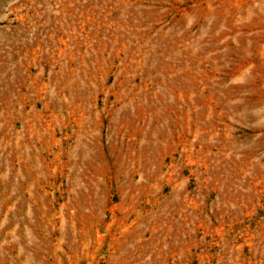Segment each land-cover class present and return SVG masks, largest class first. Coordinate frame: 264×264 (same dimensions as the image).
I'll use <instances>...</instances> for the list:
<instances>
[{"label": "rangeland", "instance_id": "1", "mask_svg": "<svg viewBox=\"0 0 264 264\" xmlns=\"http://www.w3.org/2000/svg\"><path fill=\"white\" fill-rule=\"evenodd\" d=\"M0 264H264V0H0Z\"/></svg>", "mask_w": 264, "mask_h": 264}]
</instances>
